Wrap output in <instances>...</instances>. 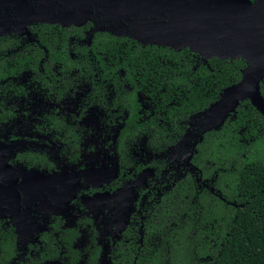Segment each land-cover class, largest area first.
<instances>
[{
    "label": "flooded vegetation",
    "instance_id": "flooded-vegetation-1",
    "mask_svg": "<svg viewBox=\"0 0 264 264\" xmlns=\"http://www.w3.org/2000/svg\"><path fill=\"white\" fill-rule=\"evenodd\" d=\"M186 1L0 0V34H7V36L0 38V82L3 84L7 82L5 85L8 83L9 85H14L16 81L18 82L17 96H20L18 100H25L24 106H28L23 112L27 111V109L30 110L33 106L42 114L48 113L39 126L44 128V131L50 130V134L34 130L37 128L34 125L33 130L28 129L27 133H22L18 138L21 137L24 142L35 143L40 141L31 140L23 135L31 132L45 134L49 140H45L43 143L49 145L51 142L56 141L58 145L55 144V146L60 149L63 157L70 161H75L68 156L72 149L77 152L75 156H78L81 151L83 130L80 125L82 123L80 115L74 117L61 112V103L65 100L64 96L69 93L62 94V88L59 91V87H54L51 91L50 85L53 84V80L48 77L50 72L48 73L47 69L42 65L46 59L43 61L38 59V56L44 53L41 50L43 44L41 35H44L42 33L43 28L47 24L40 22L27 26L28 13L26 12L32 8L35 14H41L46 11L45 9H48L49 12L56 15L70 13L74 16H79L81 10L84 9L83 13L86 19L81 20L84 22L82 25H76L80 23L78 20L75 22L76 24L74 23L70 26L63 24L50 25L53 26V31L57 32L60 40L58 44L68 47L64 48V50L61 49L59 52L62 53L63 57L68 58L67 61L69 63L72 62L71 59L90 60L92 63L89 66L91 79L89 77L87 83L90 90L89 94H91L82 101L81 111L86 112L90 109H96L98 114L100 112L104 117L108 118V120L106 119L108 128L111 127L117 130L116 149L118 153L119 181L126 182L128 179L130 180L139 173L140 169L143 170L150 164L162 166L160 175L150 182L151 184L147 189L141 191L130 221L116 243L115 251L120 243L127 246L144 242L145 222H147V218L151 216L152 211L156 208L157 200L160 199V194H157L158 190L169 192L179 181L192 175L191 170L194 168L197 174L192 176H195L194 179L197 181L200 178V181H196V189L200 192L202 191V169L195 167L191 163L188 165L187 159L182 160L181 155L176 158L172 155L170 149L174 144L172 142L169 143L167 139L172 137L175 132V130L173 131L174 123L169 118V121L160 120V114L158 113V105L162 101L160 96L167 94L168 80L174 78L178 69H184L186 62H191L194 63L192 69L195 73L202 67V62L206 63L209 61L202 59L199 53L192 52L190 47L182 48L180 51L176 50L174 47L178 45L173 41V36L165 32L160 25L162 16L159 14L164 12L163 8H169L170 5H188L191 3ZM257 1L249 0L252 4ZM137 5H140V7L136 8ZM126 11L134 12V14H128L120 20ZM168 24L169 19H167ZM171 25L173 23L169 24V26ZM120 26L123 27L126 37H124V40L115 41L111 38L113 35L107 31ZM64 31L67 32L66 36L63 35ZM189 31L190 29L187 28V32ZM102 36L115 43L116 51L114 54H110V51L103 53L99 50L96 41ZM162 37L169 38L175 46H170V42L168 46L157 44L155 39ZM32 48L36 49L34 56ZM174 52L183 53V55L176 57ZM51 56L56 64L68 67V65L56 61L53 54ZM130 57L136 58L134 63L129 61ZM214 59L244 61L246 66L242 70V78L238 83L242 81L244 71L248 68V61L242 57L234 60L231 58L222 60L219 57ZM12 61H15L14 65H10ZM102 62L106 65H103ZM69 68L72 71L76 70L81 73V70L75 65ZM33 71H36L34 74L40 79H37L35 84L30 86L28 81ZM2 74L7 76L1 77ZM177 75L181 74L178 72ZM84 79L86 80L85 77ZM263 82L264 80L261 85ZM34 86H37L38 92L33 91L32 87ZM171 86V92H173L174 85L171 84ZM74 89L72 91H76V93L71 94L77 96V93H79L77 85H75ZM173 104L174 99L172 101ZM12 109L8 107L6 109L0 108V129L9 125L11 121L14 122L13 119L18 116L21 120L24 119ZM37 121L38 118L33 121V124ZM187 123L188 121L180 122L181 134H185L187 131ZM165 125L167 128L164 127ZM159 128L165 132L166 141H160L153 145L149 138L157 137ZM107 131L109 134V129ZM52 134L55 140L51 139ZM128 138L130 139L129 141ZM27 149L30 150L22 152V154L26 153V157L23 158V162H20L27 168L36 166L33 165L31 155H37L38 158H44V154L50 155L44 151L42 153L32 151L31 149L35 148L33 146L30 147V144H28ZM160 154L162 155L160 156ZM183 155L184 153L182 157ZM3 183L0 182V184ZM154 193L157 198H152ZM230 201L234 202V206L237 209L244 210V205L237 203L234 195L230 198ZM189 214L191 212L188 210L183 217L186 218ZM189 218L190 224L192 216ZM9 228L8 223H6L5 227L4 225L0 226V230L3 232H9ZM67 230L69 229L64 227V221L55 218L50 224L49 231L42 234L39 238L44 249L43 252L48 249H54L60 254L64 238L68 234ZM50 257L54 258L55 256L51 255ZM51 258L47 257L46 259Z\"/></svg>",
    "mask_w": 264,
    "mask_h": 264
},
{
    "label": "rangeland",
    "instance_id": "rangeland-1",
    "mask_svg": "<svg viewBox=\"0 0 264 264\" xmlns=\"http://www.w3.org/2000/svg\"><path fill=\"white\" fill-rule=\"evenodd\" d=\"M43 36L41 35V39L43 38L41 50L44 53L39 55L38 59L39 61L46 59L42 65L48 73L50 72L48 77L53 80V84L50 85L51 91L54 87H59V91L62 88V94L69 93L64 96L65 100L61 103V112L74 117L80 115L82 121L80 125L83 130L82 149L78 156H75L77 152L72 149L68 156L75 161H70L66 160L60 149L55 146V144L58 145L56 141L45 145L43 142L49 140L45 134H50V130L44 131V128H40L39 125L48 113L42 114L33 106L30 110L23 112L28 106H24L25 100H18L20 97L17 96L18 82L16 81L14 85L9 83L5 85L7 82L5 84L0 82V108H13L12 111H16L17 115L24 118L21 120L18 116L13 119L14 122L11 121V124L0 129V182H4L0 184V226L5 227L8 223L10 227L9 232L4 230L6 233L0 230V247L5 246L8 239L14 245L12 255L4 264H112L116 243L130 221L141 191L147 189L150 182L160 175L162 166L150 164L145 169H140L139 173L130 180L119 181L117 130L108 128L106 123L108 118L100 112L98 114L96 109L81 111L82 101L91 94L87 84L91 75L89 68L91 61L71 59L72 62L68 67L56 64L51 55L56 50L60 51L68 47L44 42ZM14 64L15 61L10 63V65ZM73 65L77 66L81 73L69 68ZM34 73L36 71H33L28 81L30 86L40 79ZM194 80L192 79L191 83L194 84ZM75 85L79 92L77 96L71 94L76 93L72 91ZM32 89L39 91L37 86ZM206 109L184 120V122L188 121V129L193 125L190 124L192 116L199 115ZM258 112L264 118V114ZM37 118L38 121L33 124ZM34 125L37 127L34 130H40L45 134L31 132L23 136L40 142L28 143L21 137L18 138L22 133H27L28 129L33 130ZM185 126L187 127L186 124ZM223 126L211 132L220 131ZM164 127L167 128L166 125ZM187 131L185 134L180 133V138L171 140L174 145L171 146L170 152L175 158L181 155L182 160L187 159V162L190 161L189 163L192 164L206 134L203 137L200 132L195 133L184 146L178 148L187 135ZM51 139L55 140L53 134ZM28 144L35 148L31 149L32 151L37 153L44 151L50 155L44 154V158L31 155L33 165L36 166L27 168L20 162H23V158L26 157V153L22 154V152L30 150L27 149ZM198 168L202 169V163ZM208 181L210 183L204 186L206 191L217 196L225 208L233 207L234 202L227 199L223 192H215L212 187L213 180L207 179ZM184 213L167 219L165 230L158 241L161 251L168 253L182 227H187L183 236L190 243V247H193L191 234L195 228L191 222L189 224V217L192 216L193 221V215L189 214L184 218ZM241 215L239 224L244 227L249 236L255 235L254 224L246 219L245 213L241 212ZM234 216L236 220L238 213ZM55 218L62 219L64 227L69 229L66 235L67 240L64 241L60 254L46 259V251L43 252L39 238L49 231L50 224ZM207 224L206 218L201 215L197 228L202 230V226L206 227ZM196 240L202 244V237ZM70 242L74 251L72 254L67 249ZM2 259L0 250V261ZM187 262L193 263L190 259ZM164 264H170V257L165 258Z\"/></svg>",
    "mask_w": 264,
    "mask_h": 264
},
{
    "label": "trees",
    "instance_id": "trees-1",
    "mask_svg": "<svg viewBox=\"0 0 264 264\" xmlns=\"http://www.w3.org/2000/svg\"><path fill=\"white\" fill-rule=\"evenodd\" d=\"M122 28L116 27L107 32L113 35V40L121 41L126 37ZM42 33L45 36L44 42L54 45L60 42L53 26L44 25ZM63 35L66 36L67 32L64 31ZM4 36L7 34H0V38ZM41 41L43 42V38ZM96 42L101 52L115 53V43L105 36ZM31 50H34V56L36 49ZM181 55L183 53L174 52L176 57ZM53 57L56 61L69 65L68 58L63 57L59 51L56 50ZM135 59L130 57L129 61L134 63ZM192 66L194 63L186 62L184 69H178L177 73L181 75L175 73L174 78L168 80L167 94L160 96L162 101L158 105L159 118L164 121H169V118L175 126L173 136L167 139L169 143L180 138V122L209 107L218 100L223 89L241 80L246 63L242 60L212 59L206 63L202 62V67L195 73ZM192 79H195L194 84L191 83ZM171 84L174 85L173 92ZM261 91L264 95V82ZM173 99L175 103L172 105ZM149 141L153 145L166 141L164 131L159 128L157 137H150ZM201 163L202 191L196 189L197 180L192 176L197 174L194 168L191 170L192 175L179 181L169 192L158 190L160 199L145 222L144 242L127 246L120 243L112 264H164L166 257H170V264H189L188 259L193 261L192 264H264V118L249 101L240 104L237 113L227 120L220 131L205 135L203 143L198 147V154L192 161L196 167H200ZM207 179L213 180L212 187L215 192L222 191L227 199L234 195L237 203L244 205V210L234 206L225 208L217 196L204 188V181L210 183ZM154 197L157 198L155 193L152 198ZM188 210L194 218L191 221L195 228L191 234L193 247H190V243L183 236L187 227H182L168 253L161 251L158 241L165 230L167 219ZM241 212L254 224L255 235L249 236L239 224ZM235 213H238L236 220ZM201 215L206 218L208 224L199 230L197 223H200ZM201 237L202 244L196 240ZM66 240L67 236L64 238V241ZM13 248L14 245L9 239L5 246L0 247L3 257L0 264H4L12 255ZM67 249L71 254L74 252L72 242ZM46 252L48 258L58 255L54 249H48Z\"/></svg>",
    "mask_w": 264,
    "mask_h": 264
},
{
    "label": "water",
    "instance_id": "water-1",
    "mask_svg": "<svg viewBox=\"0 0 264 264\" xmlns=\"http://www.w3.org/2000/svg\"><path fill=\"white\" fill-rule=\"evenodd\" d=\"M186 2L191 3L163 8L168 16L162 11V14H159L162 16L160 25L165 32L173 36V41L178 46L173 45L167 37L155 39L156 43L168 46L170 42V46H175L178 51L190 47L192 52L199 53L202 59L206 60L216 57L222 60L229 58L234 60L242 57L248 61V68L244 71L240 83L225 88L219 99L208 109L192 116L190 124L193 125L188 129L178 148L184 146L195 133L200 132L204 137L208 132L219 129L229 117L236 114L237 108L246 100L264 114V96L261 92V82L264 80V0H258L255 4L249 0H187ZM45 10L41 14H35L32 8L27 10V26L40 22L70 26V23L74 24L77 20L80 23L75 24L82 25L84 22L81 20L86 19L84 9L79 16L70 13L56 15L48 9ZM128 14L133 15L134 12L126 11L120 20ZM167 19L169 24L173 23V25H167ZM187 28L190 29L189 32ZM188 162L187 164L190 165ZM203 184L205 186L207 183Z\"/></svg>",
    "mask_w": 264,
    "mask_h": 264
}]
</instances>
